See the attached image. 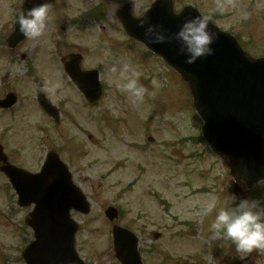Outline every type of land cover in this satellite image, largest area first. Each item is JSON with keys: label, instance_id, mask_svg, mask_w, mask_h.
<instances>
[{"label": "rangeland", "instance_id": "rangeland-1", "mask_svg": "<svg viewBox=\"0 0 264 264\" xmlns=\"http://www.w3.org/2000/svg\"><path fill=\"white\" fill-rule=\"evenodd\" d=\"M73 1L66 0L64 9L59 0L64 19L55 25L58 29L63 26L61 42L66 46L57 45L60 37L54 36V23L44 31L42 39L51 35L47 45L56 47V52L44 50V64L38 68V54L27 56L31 66L19 60H0V94L8 88L19 98L9 113L0 112V142L5 151L13 152L11 160L30 171L39 169L48 150L59 152L91 206L88 215L71 212L79 225L75 248L85 264H119L113 253L112 224L104 216L108 206L117 208V224L139 236L143 264H191L198 258L202 259L199 264H233L238 257L230 252H237L236 246L230 249L226 239H217L210 225L221 207L231 208L243 198L234 196L228 169L200 140L201 122L192 110L185 85L160 59L144 57L142 47L125 43L114 20V6L128 2L138 15L152 0ZM174 3L176 10L188 4L196 7L221 30L238 36L245 50L264 56V0ZM96 4L102 5L104 21L82 29L71 22ZM111 44L122 54L120 68L103 64L104 57L117 63ZM58 49L59 54L83 51L86 64L105 66L100 77L104 94L95 108L87 107L68 85L57 59ZM126 64L141 74L139 82L147 89L142 103L116 86L124 82L121 71ZM30 67L33 71L26 75ZM41 80L46 95L61 106L58 126L37 106L34 90ZM3 180L0 175V252H12L15 257L32 240L31 231L23 230L30 207L19 208ZM256 187L245 191L244 199L260 201L264 207V187ZM212 201L216 208L207 213L205 208ZM152 232L161 236L154 240ZM252 252L257 253L247 264H264V250ZM9 263L14 264L12 259Z\"/></svg>", "mask_w": 264, "mask_h": 264}, {"label": "water", "instance_id": "water-1", "mask_svg": "<svg viewBox=\"0 0 264 264\" xmlns=\"http://www.w3.org/2000/svg\"><path fill=\"white\" fill-rule=\"evenodd\" d=\"M157 2L160 4L153 6L146 17L152 23H163L171 32L178 31L185 18L197 16L189 8L174 14L170 1ZM140 20L125 22L128 33L162 56L188 82L194 107L205 121L203 135L211 149L228 161L234 179H244L249 186L263 179L264 59L245 54L233 38L210 25L218 35L212 45L214 54L187 64L185 56L178 54L177 42L148 43ZM78 82L91 102L99 97L95 73L86 74ZM1 157L0 146V160H4ZM3 171L11 177L19 205H35L26 220L34 231V241L24 251L27 264H83L75 252L77 226L69 218V211L87 213L89 206L57 156L50 154L36 175L9 165ZM106 215L110 220L116 216L111 209ZM112 235L120 263L141 264L136 237L117 226Z\"/></svg>", "mask_w": 264, "mask_h": 264}, {"label": "clouds", "instance_id": "clouds-1", "mask_svg": "<svg viewBox=\"0 0 264 264\" xmlns=\"http://www.w3.org/2000/svg\"><path fill=\"white\" fill-rule=\"evenodd\" d=\"M51 7L50 2H45L31 8H23L16 19L20 33L29 39L39 38L50 19ZM139 27L144 29L145 40L150 44L177 42L178 54L185 56L187 64H193L197 59L206 58L215 52L212 45L218 39V35L210 27V17L205 15L185 18L175 32H171L163 23L150 22L146 16L139 21ZM115 70L113 68V71ZM121 75L124 82L122 84L118 82L116 86L130 94L137 103H142L147 89L139 82L141 74L126 64ZM41 91L44 89L41 88ZM201 120L205 123L202 118ZM215 208L216 202L212 201L206 206L205 211L211 213ZM210 227L217 239L232 241L238 253L264 250V207L260 201L242 199L235 207H221Z\"/></svg>", "mask_w": 264, "mask_h": 264}, {"label": "flooded vegetation", "instance_id": "flooded-vegetation-1", "mask_svg": "<svg viewBox=\"0 0 264 264\" xmlns=\"http://www.w3.org/2000/svg\"><path fill=\"white\" fill-rule=\"evenodd\" d=\"M4 24H5V21L3 20L2 16L0 15V28ZM7 35H8V33L4 32V28H2L0 30V36H1V40H0V59L5 58L6 60H8L12 56L13 51L15 50V49L12 50L9 47L8 41L6 40ZM32 51H33V49H32ZM28 53H29V48L26 46L25 47L24 57H26L28 55ZM20 55H21V53H20Z\"/></svg>", "mask_w": 264, "mask_h": 264}]
</instances>
